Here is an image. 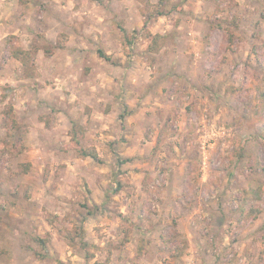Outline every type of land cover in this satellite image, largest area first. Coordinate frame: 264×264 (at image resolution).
<instances>
[{
  "label": "rangeland",
  "instance_id": "1",
  "mask_svg": "<svg viewBox=\"0 0 264 264\" xmlns=\"http://www.w3.org/2000/svg\"><path fill=\"white\" fill-rule=\"evenodd\" d=\"M147 1L0 0V264H264V0Z\"/></svg>",
  "mask_w": 264,
  "mask_h": 264
},
{
  "label": "trees",
  "instance_id": "2",
  "mask_svg": "<svg viewBox=\"0 0 264 264\" xmlns=\"http://www.w3.org/2000/svg\"><path fill=\"white\" fill-rule=\"evenodd\" d=\"M162 3H163V0H159L158 4L160 6L162 5ZM158 4L155 6V8H157V9H158ZM146 5L149 6V7H152L150 0L147 1ZM157 11H158L159 15H164V13H163V11L161 9L160 10L158 9ZM146 24H148L147 20L143 24L144 27H147ZM148 36L152 37L151 38L152 41H151V43H150V45H149L147 50L148 51L157 50L158 49V46H157L158 39L162 38V35L161 34L153 35L152 33L148 32ZM128 40H130V39H128ZM11 46L12 47L10 49V52H11L12 57H15V58H18V59H21V60H22V58L23 59L29 58L30 53L36 51V48L33 49L32 51H25V50L21 49L20 47L15 46L14 44H11ZM98 52H99L101 57H103L104 59L110 60L109 59L110 56L107 55V53H105L102 49H99ZM76 127H77V125L74 124L73 130H72V136L73 137L78 135V132H77L78 128H76ZM78 157H81V158L91 157V158H93L96 161L100 160L97 150L95 148H91V147L90 148H80L78 150ZM121 162H123V161H121ZM88 264H103V263L96 261L94 263H88Z\"/></svg>",
  "mask_w": 264,
  "mask_h": 264
}]
</instances>
